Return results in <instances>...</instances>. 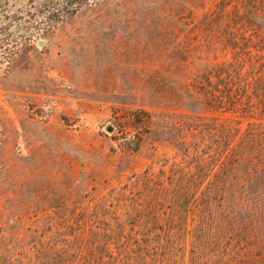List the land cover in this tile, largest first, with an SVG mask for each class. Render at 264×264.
<instances>
[{
  "label": "rangeland",
  "instance_id": "rangeland-1",
  "mask_svg": "<svg viewBox=\"0 0 264 264\" xmlns=\"http://www.w3.org/2000/svg\"><path fill=\"white\" fill-rule=\"evenodd\" d=\"M60 4L0 0V264H264V0Z\"/></svg>",
  "mask_w": 264,
  "mask_h": 264
},
{
  "label": "trees",
  "instance_id": "trees-1",
  "mask_svg": "<svg viewBox=\"0 0 264 264\" xmlns=\"http://www.w3.org/2000/svg\"><path fill=\"white\" fill-rule=\"evenodd\" d=\"M61 4L54 12L53 20L58 21L65 16L74 15L78 9L88 4L91 0H60Z\"/></svg>",
  "mask_w": 264,
  "mask_h": 264
},
{
  "label": "water",
  "instance_id": "water-1",
  "mask_svg": "<svg viewBox=\"0 0 264 264\" xmlns=\"http://www.w3.org/2000/svg\"><path fill=\"white\" fill-rule=\"evenodd\" d=\"M112 130L111 129H108V132H111Z\"/></svg>",
  "mask_w": 264,
  "mask_h": 264
}]
</instances>
